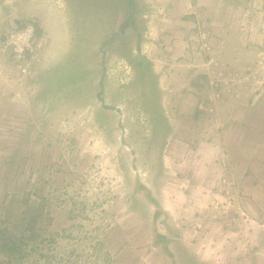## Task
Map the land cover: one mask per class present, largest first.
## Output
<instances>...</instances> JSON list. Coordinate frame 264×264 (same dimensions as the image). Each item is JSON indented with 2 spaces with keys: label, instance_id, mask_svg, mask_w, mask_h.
<instances>
[{
  "label": "rangeland",
  "instance_id": "rangeland-1",
  "mask_svg": "<svg viewBox=\"0 0 264 264\" xmlns=\"http://www.w3.org/2000/svg\"><path fill=\"white\" fill-rule=\"evenodd\" d=\"M23 218L0 264H264V0H0Z\"/></svg>",
  "mask_w": 264,
  "mask_h": 264
},
{
  "label": "trees",
  "instance_id": "trees-1",
  "mask_svg": "<svg viewBox=\"0 0 264 264\" xmlns=\"http://www.w3.org/2000/svg\"><path fill=\"white\" fill-rule=\"evenodd\" d=\"M20 217L21 216L17 217L16 222L20 221ZM21 222H23L22 225H23L24 229L20 233L17 232V230H15V229H13V231L15 232L14 234L10 233V227H4V228L0 229V233H1V235H0V251H8L11 254H14L16 252L17 253L20 252V253H22V254H20L21 257H25L26 255H28L26 253L27 250L25 248V246L29 245L27 242V238H29L30 240L33 238H32V236L27 235L25 233V230L27 229L29 232L32 231L34 221H32L31 218L28 220L23 218V220ZM24 222L27 226L24 225ZM23 246H24V248H22ZM12 256L13 255H11L9 257H12ZM41 256H43L45 258V260L43 262L47 263V261H46V259H48L47 254L42 253Z\"/></svg>",
  "mask_w": 264,
  "mask_h": 264
}]
</instances>
